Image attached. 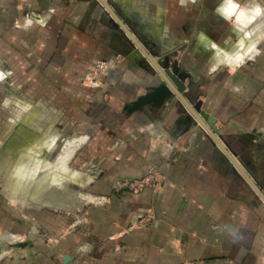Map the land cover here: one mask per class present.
Returning a JSON list of instances; mask_svg holds the SVG:
<instances>
[{"label": "crops", "instance_id": "obj_1", "mask_svg": "<svg viewBox=\"0 0 264 264\" xmlns=\"http://www.w3.org/2000/svg\"><path fill=\"white\" fill-rule=\"evenodd\" d=\"M105 1L89 13L83 0H0V109L13 115L0 134L16 129L0 141V172L9 200L22 189L37 203L18 200L1 225L2 254L28 244L4 264H264V0H235L241 26L225 0ZM127 30L176 56L247 180L176 97L126 110L160 84L129 59ZM97 61L110 70L91 86ZM64 139L79 142L70 172L33 170L34 182L36 152L49 161ZM151 172L165 182L134 195L127 184Z\"/></svg>", "mask_w": 264, "mask_h": 264}, {"label": "water", "instance_id": "obj_2", "mask_svg": "<svg viewBox=\"0 0 264 264\" xmlns=\"http://www.w3.org/2000/svg\"><path fill=\"white\" fill-rule=\"evenodd\" d=\"M83 1L89 4V13H94L99 7L110 10V6L105 0ZM116 18L121 22L118 16H116ZM127 33L132 38L133 44L137 47V50L129 57V59L133 62H138L140 66L148 72L152 70L153 76H156L160 80V84L152 87L146 95L139 97L135 102L127 106L126 110L130 114H134L143 111L145 107L159 109L162 108L168 99L176 97L187 108L192 121L199 123L200 126L206 130L208 135L220 149L219 151L226 156L231 164L237 167L244 180H247L248 169L240 159H237L236 161L235 157L221 142L218 132L215 130V120L202 112L201 102L194 103L188 94H186L188 87L186 86L185 81L189 78V75L181 71L176 56L172 55L171 52H155L147 43L141 44L137 41L130 31L127 30ZM260 194L262 195L261 192ZM27 245L28 244L22 243L16 244L17 247L21 248H25ZM70 261L71 258L65 256L63 264H68Z\"/></svg>", "mask_w": 264, "mask_h": 264}, {"label": "rangeland", "instance_id": "obj_3", "mask_svg": "<svg viewBox=\"0 0 264 264\" xmlns=\"http://www.w3.org/2000/svg\"><path fill=\"white\" fill-rule=\"evenodd\" d=\"M99 63H101V64L104 65L103 69H99L97 67V65H99ZM109 70H110V67H109V64L108 63L103 62V61L94 62L93 65H92V68L90 70V75H89V78H88L87 82L91 86H95L99 81H102L104 79V77L108 74ZM16 101L17 100H14L15 104H17ZM7 103H9V102L7 101L6 104ZM0 116L3 118V120H2L3 122L2 123H4V126L6 125V123H10L13 120L12 113L10 111L4 110V109H3V111H2V109H0ZM13 130H14V134H15L16 129H13ZM13 130L10 131V136L9 137H11L13 135V133H12ZM68 141H71V140L64 139V140L58 141L56 143V145H57L56 149L50 155V159L53 160L57 156H60V155H63V154H69L68 164H69V168L71 169V167H70L71 165H70L69 161H70V159L72 157L73 149H74L75 145L77 146V144H72L70 148H66L65 147L66 146L65 144ZM4 151H6V150L4 149ZM38 153L39 152H36V154H37L36 160L32 164V166L29 168L30 169L29 170V173H30L29 174V177H31V179L33 181H34L35 177L37 178L38 176H36V175L34 176L33 172L31 173V171H33V170L46 171V170H48L47 169L48 164L52 161V160L50 161V159H49L50 162L49 161H44L42 158H41L42 160L39 159V157H38L39 154ZM68 164H67V168H68ZM69 168H68V171H69ZM52 170H56L57 171V169H52ZM62 173H67V172H62ZM151 173H154L156 176H154L155 182L153 183V186L151 188H149V189L155 191V190H157L161 186L162 183L165 182V178L163 176H161L160 174L156 173V172H151ZM8 176H9V174H8V171L6 169H5V171L0 172V227L3 224V222H4L5 228H6L7 222L8 221L10 222V220L12 221L18 215V214H15V212L13 213L11 211L13 209L12 206H17V204L19 203L18 200L25 199V201H24L25 204H30L31 207H36V205H37L36 202L31 201L29 199H26L24 197V193H23L22 189H20V192H17L15 194H12L13 197L15 198L14 200H12V201L9 200V198L7 197V195L4 193L5 182L8 179ZM147 176H149V174ZM147 176H145V177H147ZM55 177L56 176H54V175L51 176V178H53L54 180H55ZM136 181H140V180H136ZM128 184H127V186L129 188V185ZM129 190H130V188H129ZM142 192H144V191H142ZM25 212L28 213L29 211L28 210H25ZM21 231H23V230L21 229ZM25 231L27 232L26 226H25ZM17 248H20V247H17L16 246V243H9V245L6 246V249L4 251L5 253L2 254V252H0V264H4V262L6 260H9L10 257H11V255H8V254H11V252L14 249H17Z\"/></svg>", "mask_w": 264, "mask_h": 264}, {"label": "bare ground", "instance_id": "obj_4", "mask_svg": "<svg viewBox=\"0 0 264 264\" xmlns=\"http://www.w3.org/2000/svg\"><path fill=\"white\" fill-rule=\"evenodd\" d=\"M31 118H33V115H32V113H31V115L29 114H27L26 116H25V120H24V122L26 123L27 122V120H30ZM31 123V122H30ZM25 125V124H24ZM25 130H27V128H23L22 130H20V132H21V134L25 131ZM26 132V131H25ZM24 134V133H23ZM9 136H10V131L9 130H5V131H3V132H1V134H0V141H1V139H4V140H6V139H8L9 138ZM25 136V135H24ZM6 143H7V141H6ZM6 143H5V148L7 149V147H6ZM78 144L79 142H77V141H73V140H71V141H68L65 145V147L66 148H70L71 147V145L72 144ZM26 146V145H25ZM76 146V145H75ZM4 148V149H5ZM26 149V148H25ZM68 159H69V154H63V155H60V156H57V157H55L49 164H48V166H47V169H49V170H52V169H57V170H59L60 172L62 171V172H70V171H68V168H67V164H68ZM61 172V173H62ZM35 181V180H34ZM39 185V184H38ZM39 187H41V186H36V188H39ZM40 189V188H39ZM51 191H54V189H50ZM49 190V191H50ZM60 192V191H59ZM38 194V193H37ZM44 194V193H43ZM48 195H50V194H48ZM42 196V195H41ZM45 196V195H44ZM49 198V197H48ZM52 198V197H51ZM54 199V198H53Z\"/></svg>", "mask_w": 264, "mask_h": 264}, {"label": "clouds", "instance_id": "obj_5", "mask_svg": "<svg viewBox=\"0 0 264 264\" xmlns=\"http://www.w3.org/2000/svg\"><path fill=\"white\" fill-rule=\"evenodd\" d=\"M241 5L235 3V0H225V6L223 8V11L227 13L228 15H225V19L229 20L234 26H241L243 25V21L241 18L244 16V11H241ZM261 9L257 7L256 9L252 10L254 13L252 15V19L255 18V16H259L261 14ZM242 30V28H241ZM243 47V45H241ZM249 52L252 51V49H248ZM249 59L253 58L251 56L247 57Z\"/></svg>", "mask_w": 264, "mask_h": 264}, {"label": "built area", "instance_id": "obj_6", "mask_svg": "<svg viewBox=\"0 0 264 264\" xmlns=\"http://www.w3.org/2000/svg\"><path fill=\"white\" fill-rule=\"evenodd\" d=\"M97 67L99 69H103L104 65L99 63V65H97ZM235 160L237 161V158H235ZM154 176H156L154 173H150L149 176L145 177L144 179H142L140 181H134V182L129 183L128 185H129L131 192L134 195H138L142 191H145V190H148L149 188H151L153 186V183L155 182Z\"/></svg>", "mask_w": 264, "mask_h": 264}, {"label": "flooded vegetation", "instance_id": "obj_7", "mask_svg": "<svg viewBox=\"0 0 264 264\" xmlns=\"http://www.w3.org/2000/svg\"><path fill=\"white\" fill-rule=\"evenodd\" d=\"M8 97H9V100H8ZM7 101H10V96H9L8 94L5 93V94H4V102H5V103H4V107H5V108H6V102H7ZM13 104H15L14 101H13ZM16 105H17V104H16ZM17 106H18V105H17Z\"/></svg>", "mask_w": 264, "mask_h": 264}, {"label": "snow or ice", "instance_id": "obj_8", "mask_svg": "<svg viewBox=\"0 0 264 264\" xmlns=\"http://www.w3.org/2000/svg\"><path fill=\"white\" fill-rule=\"evenodd\" d=\"M0 78H2V74H0Z\"/></svg>", "mask_w": 264, "mask_h": 264}]
</instances>
